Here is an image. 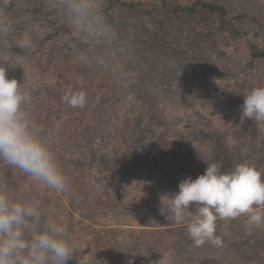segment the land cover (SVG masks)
<instances>
[{
  "label": "rangeland",
  "instance_id": "obj_1",
  "mask_svg": "<svg viewBox=\"0 0 264 264\" xmlns=\"http://www.w3.org/2000/svg\"><path fill=\"white\" fill-rule=\"evenodd\" d=\"M132 1L140 4L109 8L115 30L103 11L114 39L90 45L50 0H18L13 11L0 0L14 28L10 49L25 32L32 40L25 53L0 46V64L9 62L8 78L30 94L70 191L47 189L3 161L0 185L39 199L45 218L67 225V264H264V227L249 233L246 216L218 220L221 246L197 247L163 197L203 174V161L223 171L248 163L264 174V122L239 125L243 95L264 87V57L249 51L251 43L264 48V0H207L227 8L239 37L206 10L171 14L160 0ZM69 88L86 92L84 108L63 101Z\"/></svg>",
  "mask_w": 264,
  "mask_h": 264
},
{
  "label": "clouds",
  "instance_id": "obj_2",
  "mask_svg": "<svg viewBox=\"0 0 264 264\" xmlns=\"http://www.w3.org/2000/svg\"><path fill=\"white\" fill-rule=\"evenodd\" d=\"M50 4L90 45L114 39L97 0H50ZM13 31L11 20L0 16V46L6 51L10 49L8 37ZM14 43L20 50L32 47L28 32ZM79 59L87 63L89 57L81 53ZM5 63L0 64V161L47 189L68 193L69 178L33 116L31 96L15 78H8ZM243 96L239 125L247 120L264 122V87L253 88ZM63 101L82 109L87 94L69 88ZM203 162L207 165L203 174L195 179L185 177L179 182L178 191L163 196L168 213L175 223L186 225L193 243L197 247L205 242L221 246L218 220L246 216L249 233L253 227H264V174L248 163L223 171L219 161ZM73 255L72 237L66 224L45 218L39 199L25 201L11 196L0 185V264H67Z\"/></svg>",
  "mask_w": 264,
  "mask_h": 264
},
{
  "label": "trees",
  "instance_id": "obj_3",
  "mask_svg": "<svg viewBox=\"0 0 264 264\" xmlns=\"http://www.w3.org/2000/svg\"><path fill=\"white\" fill-rule=\"evenodd\" d=\"M18 0H9L6 8L10 11H13L16 3ZM114 4L120 6H127L130 8H134L136 4H140L138 1H126V0H108V3L102 7V11L106 13V17L108 21L112 23V29L115 30V19L108 13L110 7ZM159 5L167 12L171 14H175L178 12H185V13H194L197 9L206 10L210 13L216 15L217 18V27L221 31H226L229 34L239 37L243 35V32L240 31L239 27L234 24L233 19H230L227 16V8L223 4L214 3L207 0H193L190 3H175L168 0H160ZM49 35V34H48ZM47 35V36H48ZM250 48V56L252 58H263L264 57V48L257 47L254 44L249 45ZM11 51L15 53H25L28 50H20L17 49L15 46L11 47Z\"/></svg>",
  "mask_w": 264,
  "mask_h": 264
}]
</instances>
